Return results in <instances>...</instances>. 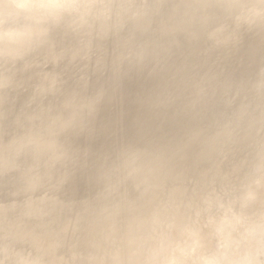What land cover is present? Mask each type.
Wrapping results in <instances>:
<instances>
[{"label": "clouds", "instance_id": "9594fccd", "mask_svg": "<svg viewBox=\"0 0 264 264\" xmlns=\"http://www.w3.org/2000/svg\"><path fill=\"white\" fill-rule=\"evenodd\" d=\"M0 264H264V0H0Z\"/></svg>", "mask_w": 264, "mask_h": 264}]
</instances>
